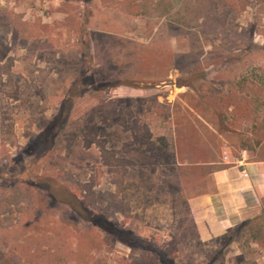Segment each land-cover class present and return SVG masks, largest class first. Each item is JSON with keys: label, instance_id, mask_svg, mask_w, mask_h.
<instances>
[{"label": "rangeland", "instance_id": "rangeland-1", "mask_svg": "<svg viewBox=\"0 0 264 264\" xmlns=\"http://www.w3.org/2000/svg\"><path fill=\"white\" fill-rule=\"evenodd\" d=\"M71 84L81 96L38 159L50 139L25 146L28 129L47 126L36 116L51 118L63 98L61 110L70 91L55 89ZM123 84L147 90L148 107L111 103V87ZM165 86L188 92L174 100ZM149 135L169 148L152 150ZM225 145L233 157L264 148V0H0V264H264V218L202 242L189 212ZM50 165L68 188L50 182ZM18 174L37 183L10 187ZM27 200L44 212L26 219ZM64 206L75 220L61 216Z\"/></svg>", "mask_w": 264, "mask_h": 264}, {"label": "crops", "instance_id": "crops-1", "mask_svg": "<svg viewBox=\"0 0 264 264\" xmlns=\"http://www.w3.org/2000/svg\"><path fill=\"white\" fill-rule=\"evenodd\" d=\"M91 6H88L89 8ZM86 10L84 11V19L82 20L83 23L87 22L86 25L88 24L89 19H91L92 14L89 12L91 10ZM92 8V7H91ZM125 13L127 14H132L131 11H128L127 9H124ZM65 20V19H63ZM43 28V27H41ZM51 36V35H50ZM49 36H45L44 40L42 41V44H45L48 42L47 39ZM61 38V36L59 35ZM35 43V42H34ZM94 60H97L94 58ZM82 61V59H80ZM96 63V62H95ZM98 66H95L96 72H98ZM81 73V69L79 68L78 74ZM78 76V75H77ZM120 76V77H119ZM123 76L121 75H115L112 76L110 80L103 81L104 83H107L112 80H120ZM77 79V78H76ZM100 81V80H99ZM102 82V81H101ZM73 84V83H72ZM69 85L68 87H62V88H57L55 89L56 93H64L62 95L66 96V93H68L74 85ZM72 86V87H71ZM41 88V87H38ZM110 89L111 93H113L109 99V101L112 102H118L119 100H124V99H130L135 101L137 98L140 101H145L147 103V107L149 105V102L151 97H148L149 95L146 94L145 92L147 90L141 89V88H136L132 85L129 84H123L119 86H114L111 87ZM166 90H169L170 92H173V99L176 100L180 95L186 94L188 92L187 88H181L177 89L178 91L175 93L172 91L171 86H165ZM102 90V89H101ZM166 92V91H165ZM176 96V97H175ZM95 99H97V95L94 96ZM156 103L161 104L164 101V98L161 95H157L156 97ZM63 98L60 99L59 103L55 104V108L53 110V114L51 118L48 119H43V115L38 114V117L36 116L35 122L39 125L43 121L47 120V126L46 127H41V126H30L32 128L28 129L29 131V141L26 143L25 146H28L30 144V141L32 139V136H41L42 133L49 127V125L54 121L55 117L59 113L60 110V103L63 102ZM171 101V99H169ZM53 100H50V103H52ZM156 106L155 108H157ZM172 107H173V102H172ZM154 108V110H155ZM148 111L147 109H144V112ZM154 114V113H153ZM155 112L154 116L152 117L153 119H158L160 122L164 123L166 119L164 117L161 118ZM146 117V115H145ZM129 122H132L131 118H128ZM35 123V125H36ZM153 132V131H152ZM155 137V136H154ZM160 136H157L156 138H159ZM100 138V137H99ZM101 140V139H99ZM129 140V139H127ZM155 140V139H153ZM99 143L98 147L101 149V151L105 150L102 147L101 141L95 142L97 145ZM79 145H76V147ZM178 148V146H177ZM99 149V151H100ZM75 150V147L74 149ZM100 151V159L104 160L106 156V151L103 153ZM75 152V151H74ZM145 154H147L146 158L148 159V163L152 164L155 163L157 157L152 156V154L145 149ZM224 152H229V157H230V162L226 163L224 160ZM222 156V161L221 162H214L210 163V165L216 164L219 167L213 171V173L210 175L209 178V183H208V189L204 194H201L199 196H194L191 197L190 199L187 200L189 212L191 214L193 223L197 229V232L199 234V237L202 242H210L213 239L220 238L232 231L233 229L239 227L240 225H244L246 222L259 218L263 215L264 212V148L261 146L257 153L254 155H251V153L248 150H242L240 153L239 157H233L231 148L228 145H225L222 148L221 152ZM42 155V154H40ZM43 156H46L43 154ZM40 157L39 159H41ZM136 164L133 162L130 164V171L129 174L132 172V177H136V172L139 171L141 165L138 163L136 159ZM38 160L36 159V164ZM109 161L106 160V165H109ZM105 163V162H104ZM35 166V165H34ZM50 182L52 183H61L65 185V183L69 182L67 180L66 182L64 180H61L56 174L58 171H55L54 173V168L53 166L50 165ZM142 168V167H141ZM4 169V167H3ZM61 171V169H59ZM18 172V170H17ZM141 172V171H139ZM43 171L40 172L39 174L36 173L37 179H41ZM5 175V174H4ZM18 179L19 183H12L10 187H16L17 185H20V183H34L35 180L37 179H32L30 178V182H25L21 181L20 177L21 175L18 174ZM116 181L115 183H117ZM37 183V182H35ZM162 183H167V181H162ZM37 185L35 184H30L31 189H35ZM65 187L68 188L67 185ZM43 192V191H41ZM37 195V194H36ZM35 195V196H36ZM38 196V195H37ZM34 197V196H33ZM85 197H87L85 195ZM36 197H34L35 199ZM45 198V197H44ZM88 198V197H87ZM48 204L54 202L56 198L50 194V197L47 198ZM88 200V199H87ZM24 206L21 207V203L19 205L20 208H22L23 212H25V218L27 219L28 215L32 213V211H39L40 208L35 206V202L33 200L26 201L22 203ZM64 212L62 213L61 216L64 218L66 215V220H71V219H76L77 217L74 215L73 212L66 206H64ZM67 208V209H66ZM43 211L44 208H41L39 212ZM20 214V212H19ZM15 216H18V213L16 211ZM60 215H57V217H50L51 221L49 225L47 226H52V230L50 232V236H55L56 232H54V229L56 228L57 224H59L58 218L61 217ZM75 216V217H74ZM21 217H17V220L14 222L17 223ZM21 221V220H19ZM66 222V221H65ZM64 223V222H63ZM29 225L27 228H31L32 224L28 222ZM40 226V223L35 226L38 227ZM69 226V225H68ZM71 227V226H69ZM72 228V227H71ZM69 230V229H68Z\"/></svg>", "mask_w": 264, "mask_h": 264}, {"label": "trees", "instance_id": "trees-1", "mask_svg": "<svg viewBox=\"0 0 264 264\" xmlns=\"http://www.w3.org/2000/svg\"><path fill=\"white\" fill-rule=\"evenodd\" d=\"M76 87H77V84L74 85L72 87V89L70 90V92L67 94L66 98H65V102H64V105L62 106L60 112L58 113V115L56 116V118L54 119V121L52 122L51 126H49L45 131L44 133H42V137H47L50 139V142L46 145V147H44V150L41 151V153H39L38 155V159L40 157L43 156V154H47L50 152V149H52L54 146H55V140L57 139V136H58V125L59 124H62L64 122V115L66 113V110H67V106H68V102L73 100L74 98L78 97V96H81V94L79 95V93H76L75 91L76 90ZM108 88V87H107ZM84 92V91H83ZM59 123V124H58ZM147 138V141L146 139L144 140V142H146V145L148 147H150L152 150L153 148H157L161 151H164L166 149L169 148V145H168V142H167V139L166 138H158L157 140H153L152 138V135H149ZM42 154V155H40ZM45 154V155H46ZM152 156L156 157L157 155H155V153L153 152ZM259 218H264V212H263V215ZM111 226V225H110ZM107 230V229H106ZM215 257L212 258V260L210 261L209 264H215ZM164 264H178L174 261H168V263H164Z\"/></svg>", "mask_w": 264, "mask_h": 264}, {"label": "built area", "instance_id": "built-area-1", "mask_svg": "<svg viewBox=\"0 0 264 264\" xmlns=\"http://www.w3.org/2000/svg\"><path fill=\"white\" fill-rule=\"evenodd\" d=\"M230 157H229V152H224V160L226 161V163L230 162Z\"/></svg>", "mask_w": 264, "mask_h": 264}]
</instances>
